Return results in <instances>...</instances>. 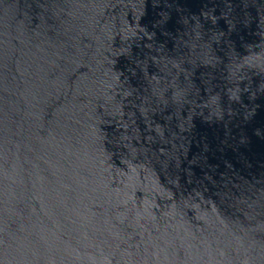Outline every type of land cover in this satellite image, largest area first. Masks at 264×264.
Segmentation results:
<instances>
[{"label": "water", "instance_id": "obj_1", "mask_svg": "<svg viewBox=\"0 0 264 264\" xmlns=\"http://www.w3.org/2000/svg\"><path fill=\"white\" fill-rule=\"evenodd\" d=\"M0 264H264V0H0Z\"/></svg>", "mask_w": 264, "mask_h": 264}]
</instances>
